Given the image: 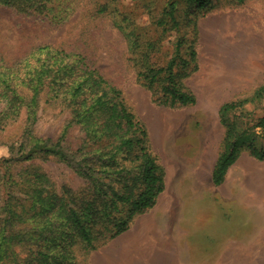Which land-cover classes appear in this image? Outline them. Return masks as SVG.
Returning <instances> with one entry per match:
<instances>
[{
    "label": "trees",
    "instance_id": "obj_1",
    "mask_svg": "<svg viewBox=\"0 0 264 264\" xmlns=\"http://www.w3.org/2000/svg\"><path fill=\"white\" fill-rule=\"evenodd\" d=\"M213 1L167 0L154 23L178 31L181 5L187 10L203 9ZM53 3L0 0V6L24 15H46ZM193 34H197L195 25ZM181 45H176V52ZM188 48L189 60L171 58L165 67L147 65L137 72V81L154 103L171 109L196 105L195 95L181 82L184 76L174 73L179 66L184 69L195 63L194 41ZM89 64L82 54L71 60L64 51L43 45L20 60L0 65V130L23 113L26 117L22 134L6 146L7 156L0 158V180L4 186L16 187L0 204V264H79L71 248L74 244L63 245L64 237L71 236L70 241L78 242L89 255L126 231L136 215L154 207L164 190L165 172L150 150L146 127L127 108L122 92ZM158 83L159 90L155 88ZM43 97H47L44 102ZM263 99L264 85L247 99L220 106L224 133L212 173L214 185L223 183L244 150L264 161L259 141L264 130L254 132L239 115L246 104ZM44 107L68 114L55 141L34 132ZM75 126L82 138L72 148L66 136ZM257 127L264 129V116ZM49 158L66 164L86 182L88 190H57L44 173L32 168L35 161ZM119 207L126 208L127 215L112 217Z\"/></svg>",
    "mask_w": 264,
    "mask_h": 264
},
{
    "label": "rangeland",
    "instance_id": "obj_2",
    "mask_svg": "<svg viewBox=\"0 0 264 264\" xmlns=\"http://www.w3.org/2000/svg\"><path fill=\"white\" fill-rule=\"evenodd\" d=\"M166 1L54 0L51 14L46 15H24L0 6V65L20 60L43 45L64 51L71 60L82 54L89 65L122 92L127 108L146 127L150 150L157 160L176 169L174 178L184 170L186 174L190 165L200 159L213 161L218 154L224 133L218 117L220 106L247 99L264 85V0H214L203 9L188 10L181 5L178 31L164 30L154 23ZM193 41L195 63L184 69L179 66L174 73L184 76L181 82L195 95L196 105L171 109L154 103L150 92L137 81V72L147 65L165 67L171 58L176 62L181 58L189 60L188 45ZM179 42L182 45L176 52ZM160 87V83L155 86L158 90ZM46 99L43 97L42 101ZM44 108L38 114L34 132L38 137L55 141L62 133L68 114L52 107ZM239 115L246 120L247 127L261 134L264 129L257 127V123L264 116V99L246 104ZM25 119L23 113L17 121L0 130V158L7 156L6 146L22 134ZM81 138L80 129L75 126L67 133L66 142L76 148ZM259 141L264 147V137ZM34 164L32 168L44 173L57 190L68 188L72 193L88 190L82 178L56 159H39ZM11 190L16 187L4 186L0 180V204ZM201 193L186 196V218L191 217L194 206H199ZM226 197L230 198L229 194ZM209 199V195L205 196L206 202ZM225 200L224 204L218 203L219 225L215 215L206 217L198 222L201 232L209 234L218 230L221 239L220 230L226 228V241L249 235L254 224L252 217L239 205ZM205 207L209 209V205ZM126 211L119 207L112 217L124 218ZM194 237L200 239L199 234ZM259 238L264 243V233ZM70 239L71 236L64 237L62 244L68 248L74 244L71 248L79 264H90L94 252L102 248L86 255L82 245ZM255 244L241 247L246 250L240 254L250 256L247 257L249 264H260L257 258L264 255V247ZM238 248L225 247L224 264H231L233 255L238 260ZM239 260L235 264H243L242 256Z\"/></svg>",
    "mask_w": 264,
    "mask_h": 264
},
{
    "label": "crops",
    "instance_id": "obj_3",
    "mask_svg": "<svg viewBox=\"0 0 264 264\" xmlns=\"http://www.w3.org/2000/svg\"><path fill=\"white\" fill-rule=\"evenodd\" d=\"M217 157L218 154L213 161L210 158L205 161L200 159L190 165L186 174L184 170L175 178L173 174L176 169L159 162L165 172L164 190L158 196L154 207L136 215L126 231L94 252L90 264H224L223 253L226 246L239 247L236 252L238 254L244 252V248L256 245L255 243L264 247L262 240L257 239L260 233H264V226L260 225L264 224V161L255 159L247 151L241 152L228 169L223 183L216 186L212 182V173ZM199 191L205 194L201 193L198 197L199 206H194L191 217L186 218V196ZM207 195L210 197L209 203L205 201ZM225 199L239 205L248 217H252L254 224L249 235L241 238L234 235L237 239L227 238L226 241V228L220 230L221 239L218 230L209 234L201 232L198 222L206 217L215 215L219 225V218L216 217L219 213L218 203L224 204ZM205 205H209V209ZM234 230L235 228L232 229L233 232ZM197 234L199 240L194 237ZM210 241L214 244L209 243ZM241 256L243 264H249L247 257L250 256L241 254L238 260L233 255L231 264L237 261L240 263ZM257 259L260 264H264L263 254Z\"/></svg>",
    "mask_w": 264,
    "mask_h": 264
}]
</instances>
